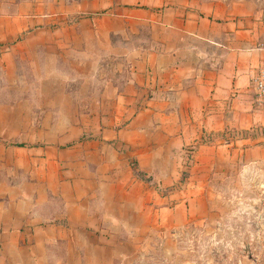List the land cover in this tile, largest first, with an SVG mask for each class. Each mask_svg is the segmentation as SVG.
<instances>
[{"label":"crops","instance_id":"obj_1","mask_svg":"<svg viewBox=\"0 0 264 264\" xmlns=\"http://www.w3.org/2000/svg\"><path fill=\"white\" fill-rule=\"evenodd\" d=\"M23 62L52 87L0 103V264H121L207 216L212 175L264 159L257 0H0L6 88ZM192 148L172 194L139 177L176 185Z\"/></svg>","mask_w":264,"mask_h":264},{"label":"rangeland","instance_id":"obj_2","mask_svg":"<svg viewBox=\"0 0 264 264\" xmlns=\"http://www.w3.org/2000/svg\"><path fill=\"white\" fill-rule=\"evenodd\" d=\"M257 1L264 6V0ZM20 68L22 89L6 88L0 71V103L27 97L44 104L52 83L42 77V64L23 62ZM58 68L68 72L64 65ZM79 82L72 85L85 94L86 85ZM191 151L186 152L176 185L161 188L147 175L143 180L150 179L148 183L161 196L172 194L187 178ZM204 196L207 216L176 228H156L140 239L136 254L121 264H264V159L212 175L204 185Z\"/></svg>","mask_w":264,"mask_h":264},{"label":"built area","instance_id":"obj_3","mask_svg":"<svg viewBox=\"0 0 264 264\" xmlns=\"http://www.w3.org/2000/svg\"><path fill=\"white\" fill-rule=\"evenodd\" d=\"M252 87L255 92V102L258 105L264 104V63L253 76Z\"/></svg>","mask_w":264,"mask_h":264},{"label":"trees","instance_id":"obj_4","mask_svg":"<svg viewBox=\"0 0 264 264\" xmlns=\"http://www.w3.org/2000/svg\"><path fill=\"white\" fill-rule=\"evenodd\" d=\"M132 167L134 168V169H136V165L134 164V163H132ZM186 167H187V165H186ZM138 172V171H137ZM138 174L141 176V178L143 179V177L145 176L144 174H142V173H140V172H138ZM146 181H150V179H146ZM155 186V185H154ZM156 188V187H155Z\"/></svg>","mask_w":264,"mask_h":264}]
</instances>
